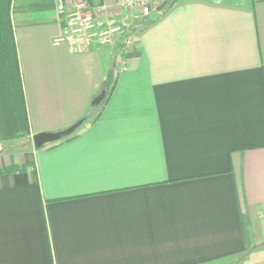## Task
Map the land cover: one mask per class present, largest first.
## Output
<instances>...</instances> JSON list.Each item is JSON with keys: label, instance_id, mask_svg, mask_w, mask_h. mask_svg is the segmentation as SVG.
I'll return each instance as SVG.
<instances>
[{"label": "crops", "instance_id": "0c3cea01", "mask_svg": "<svg viewBox=\"0 0 264 264\" xmlns=\"http://www.w3.org/2000/svg\"><path fill=\"white\" fill-rule=\"evenodd\" d=\"M164 2L55 43V0H11L28 136L83 122L0 145V264H264V0Z\"/></svg>", "mask_w": 264, "mask_h": 264}, {"label": "built area", "instance_id": "2783aa9c", "mask_svg": "<svg viewBox=\"0 0 264 264\" xmlns=\"http://www.w3.org/2000/svg\"><path fill=\"white\" fill-rule=\"evenodd\" d=\"M56 10L64 16L62 33L54 39L55 43L80 41L87 42L96 39L100 43H108L110 37L116 33H123L129 29L136 14L146 17L159 5L155 0H113L115 6L123 10L120 15L104 16L100 8H93L88 0H55ZM125 45L130 43L127 35Z\"/></svg>", "mask_w": 264, "mask_h": 264}, {"label": "rangeland", "instance_id": "374dc122", "mask_svg": "<svg viewBox=\"0 0 264 264\" xmlns=\"http://www.w3.org/2000/svg\"><path fill=\"white\" fill-rule=\"evenodd\" d=\"M101 0H94V3H97L99 5ZM155 3L157 5H160L162 3V0H155ZM63 22L66 27V21L63 17ZM64 27V28H65ZM5 64H6V57H5ZM0 71L3 72L2 62L0 61ZM4 77V74L0 73V86H2V82L5 80V90L0 87V108H5V125L2 128V131H0V145H5V148L7 146H31L32 145V137L28 136V133L25 131L24 121L18 120L15 116L14 111V101L19 96V91L17 93L16 88L14 87L11 89L9 87V74L5 67V79H2ZM2 79V80H1ZM11 85V84H10ZM20 98L17 100L19 101ZM17 119V121H15ZM20 119V118H19Z\"/></svg>", "mask_w": 264, "mask_h": 264}, {"label": "trees", "instance_id": "16d2710c", "mask_svg": "<svg viewBox=\"0 0 264 264\" xmlns=\"http://www.w3.org/2000/svg\"><path fill=\"white\" fill-rule=\"evenodd\" d=\"M10 2L11 0H5V5H2L0 3V37H3L5 40V56H4V63H5V57H6V64L5 67L9 74V87L13 89L14 87L18 91L19 101L16 99L14 101V111L15 117L18 120L24 121L25 131L28 133V124H27V118L26 113L24 109V102H23V93L19 84V77H18V67H17V61H16V50H15V44L13 40L12 35V28L10 23ZM5 76V73H4ZM11 84V85H10ZM20 118V119H19ZM15 119V121H17ZM5 125V108H0V131H2L3 126Z\"/></svg>", "mask_w": 264, "mask_h": 264}, {"label": "water", "instance_id": "95a60500", "mask_svg": "<svg viewBox=\"0 0 264 264\" xmlns=\"http://www.w3.org/2000/svg\"><path fill=\"white\" fill-rule=\"evenodd\" d=\"M165 5V2L160 4L157 7V11H159L160 9L163 8V6ZM105 96V92L101 91V93L99 95H97L91 102L92 105H98L104 98ZM83 122L82 119L76 121L74 124H72L71 126L59 130V131H55V132H38L36 134H34L32 136V144L33 147L35 149H40L41 147H43L45 144L48 143H53L56 142L58 140H61L69 135H71Z\"/></svg>", "mask_w": 264, "mask_h": 264}]
</instances>
